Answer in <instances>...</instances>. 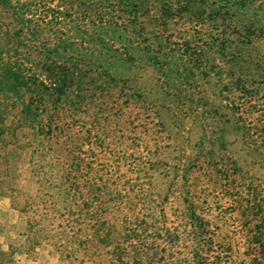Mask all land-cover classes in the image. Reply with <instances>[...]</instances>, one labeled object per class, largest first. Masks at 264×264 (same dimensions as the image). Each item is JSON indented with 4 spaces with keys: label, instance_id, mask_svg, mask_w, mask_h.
I'll return each instance as SVG.
<instances>
[{
    "label": "rangeland",
    "instance_id": "rangeland-1",
    "mask_svg": "<svg viewBox=\"0 0 264 264\" xmlns=\"http://www.w3.org/2000/svg\"><path fill=\"white\" fill-rule=\"evenodd\" d=\"M55 10L64 11L60 0H0V48L12 37L20 51L102 59L120 82L113 98L60 113L42 152L28 144L45 129L41 120L20 131V144H0V179L18 180L11 204L27 210L21 229L60 208L52 232L59 222L69 230L66 195L55 187L66 180L116 230L125 217L147 221L140 264L191 260L186 201L208 220L216 246L229 243L233 264H252L242 255L248 225L239 197L251 186L264 197V147L248 136L264 145V0H146L137 17L117 12L105 28H95L93 14L54 18ZM160 210L179 234L173 243L151 226ZM26 239L31 251H53ZM107 251L81 249L74 264H108Z\"/></svg>",
    "mask_w": 264,
    "mask_h": 264
},
{
    "label": "trees",
    "instance_id": "trees-1",
    "mask_svg": "<svg viewBox=\"0 0 264 264\" xmlns=\"http://www.w3.org/2000/svg\"><path fill=\"white\" fill-rule=\"evenodd\" d=\"M144 1L146 0H60L64 11L52 12L54 18H59L66 12L83 13L85 16L93 14L99 19L95 28H105L112 25L113 19L120 18L116 16L117 12L121 16L126 13L128 19L137 17L139 5ZM109 13L111 19H105L104 16ZM78 26L86 27L85 20L80 21ZM13 41L12 37H8L4 48H0V144H20V131L26 127L34 128L36 122L41 120L45 121L42 125L45 129L41 133H35L28 144L32 146L36 143L35 152H42L44 142L52 139V125L60 113L86 105L94 106L105 96L113 98L120 79L108 71L102 59L86 62L80 58H63L58 52L20 51L13 47ZM261 74L264 78V71ZM93 121L99 122L100 117L94 116ZM248 136L253 148L264 147L252 135ZM262 142L264 144V134ZM55 187L58 192L66 195L64 208L73 217L71 224L68 221L69 230L59 222L54 227L58 230L52 232L53 222L63 215L60 208L54 211L52 219L46 213L39 220L29 219L28 227L23 233L27 237H33L31 247L49 243L53 247V251L49 253L59 254L60 259L68 264H74L78 260L79 250L86 251L95 246L108 250V264L141 263L143 235L147 226L145 219L125 217L120 229L116 230L114 223L104 221L98 211L94 210L93 197L82 198L80 201L76 194H82L79 186L62 180ZM89 189L94 190V185H89ZM239 203L244 209L243 216L248 225L245 234L247 247L242 255L249 258L252 264H262L264 197L257 188L251 186L245 195L239 197ZM31 205L32 203H27V206ZM186 206L182 219L191 227L189 232L195 240L188 264H233L234 261L230 260L232 249L229 243H218L216 246V233L210 228L208 220L196 213L191 201H186ZM15 208L21 213L27 212L25 208ZM164 220V212L160 210L151 226L156 229V237L173 243L179 239V234L176 229L165 227ZM84 258L79 262L84 264Z\"/></svg>",
    "mask_w": 264,
    "mask_h": 264
},
{
    "label": "crops",
    "instance_id": "crops-1",
    "mask_svg": "<svg viewBox=\"0 0 264 264\" xmlns=\"http://www.w3.org/2000/svg\"><path fill=\"white\" fill-rule=\"evenodd\" d=\"M17 184V179H0V264H62L53 253L29 250L21 212L11 204L9 194L10 186Z\"/></svg>",
    "mask_w": 264,
    "mask_h": 264
}]
</instances>
